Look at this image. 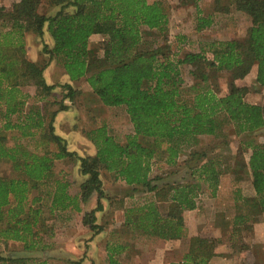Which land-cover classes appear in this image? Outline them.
<instances>
[{
    "label": "trees",
    "instance_id": "trees-1",
    "mask_svg": "<svg viewBox=\"0 0 264 264\" xmlns=\"http://www.w3.org/2000/svg\"><path fill=\"white\" fill-rule=\"evenodd\" d=\"M40 2L18 0L0 5L3 126L17 128L22 137L38 134L43 144V152L38 153L20 144L10 146L6 136L0 135V163L10 161L24 176H0V240L21 242L25 251H42L49 246L43 241L44 211L41 205L33 206L41 198L29 197L31 188L48 180L53 182L52 191H47L48 214L67 209L81 212V205L94 195L95 205L83 213L81 223L93 231L92 235L99 233L103 228L97 223L96 212L105 210L104 201H110L112 195L106 192L104 170L114 181L130 188L121 197L133 198L131 206H122L124 219L117 233L124 240L117 245L107 243L108 264H123L114 255L137 237L183 239L185 251L168 264H208L218 255L215 250L222 240L203 234L187 238L184 212L197 207L201 193L211 197L217 194L226 164L221 151L228 146L225 128L231 127L235 135L264 128V106L247 102L244 97L250 87L237 83L255 65V82L264 89V0H232L234 9L249 16L251 24L242 39L210 42L211 57L202 50L185 51L180 56L172 52L166 42L169 20L162 0H48V7L56 8L53 14L39 12ZM215 2L219 5L218 0ZM227 8L216 7L222 11ZM210 24V16L199 17L196 30ZM25 33L47 35L49 46L44 43L42 47L48 55L46 61L26 57ZM95 34L103 36L98 44L91 40ZM143 34L155 36L151 45L144 47ZM177 37L179 43L185 39ZM53 58L68 82H46L44 70ZM182 65L191 66L193 82L187 88ZM221 74L227 75L224 91L217 81ZM79 79L87 82L90 93L103 105L123 106L132 125V133L123 141L110 134L104 122L84 130L83 137L94 147V153L87 155L71 148L68 138L56 132L54 125L56 112L69 108L65 100L72 103L82 93L70 83ZM28 86H34L41 97L60 87L61 104L47 119L38 106L32 105L23 121L11 124L10 115L25 104L26 94L21 88ZM202 136L223 139L216 144L217 150L207 154L203 148L195 149ZM50 144L55 145L54 151L47 148ZM65 157L78 161L83 177L75 194L67 190L68 182L53 177L54 160ZM238 161L235 173L244 171L245 165ZM154 164L164 172L151 175ZM246 167L255 196H243L238 188L233 191L235 214L227 241L234 234L241 235L242 230L251 231L264 212V143L251 146ZM167 168L173 170L167 172ZM139 188L142 194L137 198ZM239 240L234 248L238 253L249 249L241 237ZM81 263L77 259L67 264ZM0 264L47 262L0 255Z\"/></svg>",
    "mask_w": 264,
    "mask_h": 264
},
{
    "label": "rangeland",
    "instance_id": "rangeland-1",
    "mask_svg": "<svg viewBox=\"0 0 264 264\" xmlns=\"http://www.w3.org/2000/svg\"><path fill=\"white\" fill-rule=\"evenodd\" d=\"M13 1L14 0H0V5L8 6ZM47 1L48 0H43L45 7H48ZM162 2L166 5L169 20L167 26L168 30L166 31V42L170 45L172 52L175 53L176 56L182 55L185 51L202 50L206 56L211 57L210 42L232 38L242 39L245 37L247 29L251 24L249 16L234 9L232 0H218L219 5H215V0H162ZM223 5L228 6L227 11L216 9V7ZM202 16H210L211 24L198 31L196 30L197 20ZM25 36L26 57L32 61H46L48 55L42 51V47L44 43L49 46V38L47 35L39 37L33 33H25ZM177 36H185L184 41L179 43ZM142 38L144 47L151 45L153 39L155 40V36L152 34H143ZM102 39L103 36L99 34L91 36V40L97 44ZM48 67L50 73L57 68L62 71L61 65L55 58L50 61ZM190 70L191 66L189 65L181 66V75L185 80V88L193 82ZM54 72L55 76L58 77L57 70ZM255 75L256 66L253 65L249 73L244 78L237 80V83L250 87L244 97L247 102L264 106V89L258 88L255 82ZM226 79V74L217 76V81L222 91L226 90ZM74 86L79 88L82 93L77 96L76 100L72 103L65 100L69 105V108L65 111L58 112H56V110L61 104L60 87L57 86L56 89L46 97L36 95L34 86L21 88L26 94L24 97L25 104L19 112L10 115L9 120L11 124L23 121L25 114L28 112V108L32 105L38 106L40 111L45 113L46 119L55 111L54 125L56 132L66 136L70 147H75L81 155L94 153V147H92V144H90L82 135L84 130H88L104 122L108 127L109 133L118 141H123L126 134L132 133V125L123 106H105L100 103V101L90 93V87L84 79L76 81ZM3 112V109H0V135L6 136V143L10 146L20 144L28 150L42 153L43 144L41 143L38 134H35L32 137H22L17 128H4L3 122L5 119L3 117ZM224 131L227 133L226 141L228 146H222L223 148L221 151L223 152V160L229 165V167L226 164H223L225 171L220 177V180L222 181L220 195L217 196L216 194L214 197H211L206 192L201 193L197 197V211L194 214L187 213L186 215V218L196 220L200 224L201 227H199L198 234L207 236H213L215 232L216 226H213L212 223L217 222L219 217L222 218L224 216H229L235 211V207H233L231 203L235 188H238L243 196L250 198L255 196L254 190L251 186L250 173L248 172L246 165L251 153V146L255 143H264V128L248 135H235L233 134V129L231 127H226ZM220 138L223 139V137L215 139L213 136H202L200 145H197L195 149L203 148L206 153L209 154L210 152L217 150L218 146H216V144L220 142ZM47 148L51 149V151L56 149L53 144H50ZM235 161L241 162V164L245 165L244 171L240 170L238 173H235V170L237 171ZM156 167V164H154L151 175L164 172V170L159 172ZM78 170V161L73 157L54 160L53 177H58L59 179L68 182L69 185L67 190L71 194L78 192L79 184L83 180V177L79 174ZM170 170L173 169H166L167 172ZM101 172L106 192L107 194L112 195L110 201H104L107 208L104 212H100L98 216L101 223L111 224L112 220H120L119 209L122 211L123 205L125 207L131 206L133 204V198L124 199L121 197L122 193L129 192L130 188L123 187V184L119 183V181H114L108 172L104 170ZM0 176L6 178L24 177L23 174H21L18 169L13 168L12 163L7 160L0 163ZM234 178H236V180L241 178V180L239 182H234ZM52 189L53 182L48 180L40 182L35 188H31L29 191L30 198L38 196L41 198L40 201L34 203L33 206H42L44 217L46 218L45 233H47L43 234V241L48 243L49 246L43 248L42 251H25L22 248L21 242L10 240L5 242L0 240V255L7 257L21 255L28 258H40L45 259L47 264H67L70 260L81 259L83 261L84 258L88 261L84 264H107L106 258L104 260L102 258L104 253V239L103 242L101 241L98 245L96 250L93 248L91 249L88 242L91 240L90 235L93 231L89 230L81 223L83 213L86 209L91 207V204L88 207H83V211L81 212L68 209L59 211L56 215L54 214L53 216H50L45 207L48 204V201L46 200L47 191H52ZM141 194L142 190L139 188L136 192L137 198ZM218 212H222V215L215 217ZM263 214L264 212L259 215L258 220ZM111 215L113 216L111 217ZM49 228H52L50 232ZM109 228L112 227L110 226ZM247 233V239L251 240L253 227L252 230L247 231ZM218 238L222 240L219 244H223L222 242L227 240V237L224 235ZM236 240L240 241L239 237ZM131 243L135 247L133 249L134 251H132L133 256L131 255L129 259L143 257L152 264H165L169 261L177 260L182 256L185 250V245L181 243L179 245H171V243L160 241L157 238L145 239L143 237H137L133 238ZM219 244L217 247L221 248L219 247ZM249 256L250 254H244V256H242L233 249L232 259L236 264H240L243 258L246 259V257ZM90 257L95 258L97 262L93 263ZM124 257H126L125 254L122 255V261L128 263L127 258ZM214 258L219 261H224L226 259L225 254H218V257L213 256L211 259ZM138 264L142 263L139 262Z\"/></svg>",
    "mask_w": 264,
    "mask_h": 264
},
{
    "label": "crops",
    "instance_id": "crops-1",
    "mask_svg": "<svg viewBox=\"0 0 264 264\" xmlns=\"http://www.w3.org/2000/svg\"><path fill=\"white\" fill-rule=\"evenodd\" d=\"M14 1H18V0H14ZM40 1L41 2L38 5V11L39 12L53 14V12L56 11V10H54L56 8L45 7L44 6L45 4H43V0H40ZM56 70H57L58 77H56L54 74L55 73L54 71H56ZM56 70L54 69L51 73H50L49 67H47L44 70V77H45V80L48 84H61V83H65V82L69 81L68 76L64 73L63 68H62V71H60L59 68H57ZM75 82L76 81H70V83L72 84L73 87H75L74 86ZM86 92H85V94L87 95ZM218 187L219 188H218L217 196L220 195V190L222 187V181L221 180H220ZM127 198L128 197H125V199H127ZM95 201H96V197L94 195H92L85 204L81 205L82 211H83V207H85V206L88 207L90 204H91V207L89 209H86L85 212L91 210L93 208V206L95 205ZM231 203H232V206L235 207L233 198L231 199ZM106 208H107L106 204H104V209H106ZM197 209H198V207H196L193 210H188L184 214L185 225H186V229H187V238L194 236V235H197L199 233V227H201L200 224L196 220H192L191 218H186L187 213H193L194 214L197 211ZM69 210H71V209H69ZM71 211H73V210H71ZM119 211H120V216H121V217L119 216L120 220L119 221L117 219L112 220L111 224L101 223L98 219V214L100 213V211L96 212L97 223H99L103 229L95 235L91 234L90 235L91 240L88 242L89 247L91 249L93 248L96 250L98 248V245L101 243V241L103 242V239H104V247H103L104 253L102 255V258H103V260L106 258L107 264H108L107 250H106L107 243L117 245V244H120L122 242V240H124V238L119 236V233H117V230L121 226L123 219H124L123 209H122V211H121V209H119ZM234 214H235V211L229 216H224V217L220 218L219 216L222 215V212L217 213V215L215 217H219V219L217 222L212 223L213 226H216L213 236H215L217 238L221 237L222 235H224L227 238L230 237V235H229L230 227H228V226H230ZM55 215H56V213H55ZM112 216L113 215H111V217ZM107 225H108V227H107ZM110 226L112 228H109ZM240 233H241V235H239V234L232 235L233 239H231L230 241L226 240V241L222 242L223 244H219V247H221V248H218V247L216 248V252L218 254H225L226 259L224 261L215 260V258H214V259H211L208 264H236L235 261L232 259L233 258L232 254H233V249L237 248L236 247L237 244L239 246L240 242L238 240H236L238 237H241L243 239V242H245L249 245V249H246V250L240 252L239 254H241L242 256H244V254L245 255L250 254V256L246 257V259L243 258L240 264H264V262H262V261H264V214L261 216V218L258 221L253 223V234H252L251 240L247 239L248 233L245 232L244 230H242ZM131 239H130V242L128 243V245H124V247L121 248V251L118 254H115L114 256L119 260L120 263H123V264H138L139 262L142 264H150L151 262L149 263V261H147V259L143 258V257H141V258L136 257L133 259L132 258L129 259V257L132 255V251H134L133 249L135 247L131 243ZM145 239H148V238H145ZM150 239H154V238H150ZM158 240L166 242V243H171V245H173V244L179 245L180 243L184 245L183 239H170V240L158 239ZM232 240H234V242H232ZM123 254H125L126 257H124V258H127L128 263H125L122 261V255ZM215 257H218V255H216ZM91 261L93 263L97 262V260L95 258H91ZM85 262H88L86 258H84V260L82 261L81 264H84ZM169 262H167L165 264H168Z\"/></svg>",
    "mask_w": 264,
    "mask_h": 264
}]
</instances>
